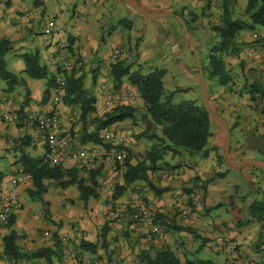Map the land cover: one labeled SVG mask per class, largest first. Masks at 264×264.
Masks as SVG:
<instances>
[{
  "label": "crops",
  "instance_id": "obj_1",
  "mask_svg": "<svg viewBox=\"0 0 264 264\" xmlns=\"http://www.w3.org/2000/svg\"><path fill=\"white\" fill-rule=\"evenodd\" d=\"M130 1L150 14L174 13L180 17L190 15L193 18L194 14L198 16L196 8L206 2ZM237 3L236 12L243 14L246 2L237 0ZM118 11L124 16H130L123 18L125 21L122 23L128 26V30L137 31L136 23L156 30L153 33L157 32V42V36L162 35V28L158 26L168 27L164 18L170 16L147 17L124 0H0V44L2 40L10 42L4 62L6 69L17 77L13 87L0 78V195L15 193L21 206L14 216V222L0 231V264H16L4 255L3 239L12 232L17 234L16 245L20 251L29 256L19 259L17 264H70L62 257L60 238L64 233L71 232L74 226L79 227V232L74 236L78 253L92 263L99 261L101 264H109L115 261L119 264H144L140 258L144 250H159L169 246L184 264L183 251L189 256L202 249L208 250L212 243L216 242L217 246L214 248L219 256L224 258V264H256L261 251L258 242L263 234L264 222L253 219L250 209L252 203L264 195V146L250 144L251 147H240L239 142L232 143L231 139L233 130H241L243 122L249 123L248 113L240 116L242 123L236 128L232 129L230 126L227 158L223 155L222 162L210 152L201 160L184 154L179 161L176 157L170 158L168 162L171 167L164 172L158 171L154 176L150 175V180L157 189H167L161 194H156L147 185L158 197L155 200L157 218L161 221L169 220L171 225L169 234L161 240L152 235L144 225L132 223L134 221L129 215L131 216L140 202L128 199L125 194L117 196L116 190H113L117 179L109 158L112 152L117 153V150L108 151L103 146L82 143L84 125L79 117L74 115L79 111L64 103L66 75L70 73L67 70L75 69L78 75H86L84 86L96 98L97 112L92 119L102 118L107 112L106 108H112L102 90L107 84L108 76L113 78L112 55L116 49H121L120 58L124 57L127 53L125 50H128L126 45L130 43V36L126 31L124 33L121 29L122 32L118 34L116 27L107 26L112 13ZM108 31L111 33L108 34ZM106 34L112 41L109 46ZM103 45L107 48L104 49ZM163 50L165 53L168 46L163 45ZM138 52L142 51L139 49ZM34 53L40 55L41 64L48 70L45 79L36 80L24 72L26 65L23 55ZM64 63H69L70 66L64 68ZM52 79L57 80V87H50ZM48 89L49 94L46 97ZM227 95L231 97L230 93ZM57 98L60 102L55 107L54 101ZM139 106L143 108L144 103ZM131 107L138 109L134 105ZM231 108L232 112H236L237 108ZM13 112L19 115L17 123H9L4 117ZM52 112L58 114L60 123L52 130L51 135L58 138L60 143L87 146L98 151L97 167L102 168L98 177L99 198L83 201L76 186L61 189L52 181H45L48 190L42 200L31 196V192L36 191L33 181L18 187L12 186V179L17 170L20 167L28 170L25 166L30 165V162L42 160L47 149L46 139L37 132L30 118H42ZM130 121L119 123L117 126L127 127ZM87 128L89 133H94L95 126L92 123L89 122ZM119 131L122 136H118L119 140L115 146L120 149L127 146L132 148L134 143L144 148L146 144L153 147L159 143L153 138V133H147L145 129L137 137L139 140L132 139L133 129ZM212 132L211 139L214 138L217 143L221 132L217 129H212ZM256 133H260L259 129H256ZM225 164L227 172L231 171L234 176H238L243 186L235 187L233 181L226 183L220 180H226L228 177V173L223 170ZM58 165L80 171L83 168L81 162L73 160ZM161 173L169 174L170 178L167 181L162 178L161 181L158 180ZM256 185L260 188L259 191L252 190ZM230 187L236 191H230ZM225 198L231 199V211L228 210ZM227 212H231L233 218L228 217ZM253 223H257V226L253 227ZM180 227L193 229L200 238L180 231ZM41 249L49 251L51 262L45 258L31 257ZM228 256L230 257L227 259Z\"/></svg>",
  "mask_w": 264,
  "mask_h": 264
},
{
  "label": "trees",
  "instance_id": "obj_2",
  "mask_svg": "<svg viewBox=\"0 0 264 264\" xmlns=\"http://www.w3.org/2000/svg\"><path fill=\"white\" fill-rule=\"evenodd\" d=\"M237 0H226L223 5V13L221 14V23L213 27V31L217 34L219 40L210 49L208 59L209 66L204 67L210 80L218 79L220 85H227L226 62L224 56H239L248 43L240 42L238 36L244 32H255L264 29V0H248L245 12L236 16ZM190 29V28H189ZM191 31V29H190ZM264 42V39H262ZM10 42L2 40L0 44V78L12 86L17 82V77L6 69L4 56L10 49ZM23 59L26 65L25 73L29 77L40 80L48 76V70L41 64L40 55L38 53L25 54ZM164 71L143 74L139 71H132L131 66L125 61H119L112 67L111 75L116 85V90L120 91L122 84L127 81L137 89L147 116L142 118L148 119L152 125L162 126V135L153 134V138L161 143L154 145L143 161L133 164L128 157L125 162V171L123 179L126 185H132L136 182H145L150 189L156 194H161L167 189H157L150 180V175L157 173L164 166L171 167L165 155L170 154V158L180 156L181 153L187 152L194 156L201 154L202 157L209 155L207 148L210 139L213 137L212 126L213 117L205 109L203 104H199L196 100L183 101L179 104L174 103V93L166 95L165 84L163 83ZM85 74L78 75L77 71H73L66 75V85L64 103L79 111V120L83 123L84 131L82 134V143L84 145L103 146L106 150L115 149L119 152H126L123 149L115 148L107 145L100 138L101 131L113 125L125 122L127 120L137 119L138 109L131 106H122L106 113L102 118L92 119L97 109L96 98L91 92L85 88ZM57 80H51V88L57 87ZM250 93L252 100L256 94L264 92L259 84L253 85ZM185 91V90H183ZM49 89L46 92V97ZM94 123L96 128L94 133L88 132V123ZM116 153V154H117ZM223 159V156H220ZM26 165L27 171L33 175V182L36 191L31 192L33 198L42 200V196L47 192L48 187L45 181H52L61 189H67L70 186H76L81 194L83 201L91 198H99L98 193V177L101 175L102 168L99 167L90 172L88 178L80 175V170L76 168L67 169L62 165L44 164L43 160L33 161ZM126 192V187H118L117 196H122ZM116 197V196H115ZM252 218L259 222H264V195L260 199H256L251 205ZM15 217L11 218L8 224L14 222ZM158 221H161L157 218ZM162 222V221H161ZM180 231H186L194 234L196 238H200L196 232L189 227H180ZM18 237L12 232L4 237V255L16 264L19 259H25L29 256L24 255L16 245ZM185 254L184 264H215L212 260L192 259ZM31 257L45 258L51 262L49 251L41 249ZM141 262L144 264H183L178 254L169 246L159 250L144 251L140 255Z\"/></svg>",
  "mask_w": 264,
  "mask_h": 264
},
{
  "label": "rangeland",
  "instance_id": "obj_3",
  "mask_svg": "<svg viewBox=\"0 0 264 264\" xmlns=\"http://www.w3.org/2000/svg\"><path fill=\"white\" fill-rule=\"evenodd\" d=\"M224 1L226 0H219V2H215V0H206V2L202 6H198L196 8V10L198 11V16L197 14H194L195 18H193V16L185 15L182 18L185 21L186 25L191 29L195 44L199 50L205 74L204 81L207 89L208 107L211 111L220 115L226 121L229 129L231 127L232 129L236 128L241 122L240 116L248 113V120H250L249 123L246 124V122H241V130L232 131V143L239 142L240 147L244 145H249L251 147L250 144H254L255 146H264V92L262 91V93L256 94L254 100H252V95L250 93L251 89L254 88L253 85L256 84H259L262 90H264V42H262V39H264V29H259L255 32H244L239 35L238 40L240 42L248 43L249 46H245L239 56L234 57L227 55L223 57L227 65L225 72L227 75V78L225 79L227 80V85H220V82L217 81L218 79L210 80L207 72L205 71V68L209 66L208 55L210 49L219 40L217 34L213 31V27L221 23V14L223 13ZM243 1H245L246 4L248 2L247 0ZM236 6H238V3ZM118 12L112 13L111 19H108L109 24L107 26H110L111 28L116 27L118 34H120L122 30L124 31V33L126 31V34L130 36V43L126 45L128 50H125L127 53L124 55V57L120 58V61H125L128 65H130L132 71H139L143 74L164 71L165 74L163 77V83L165 84L166 95L168 96L174 93V103L179 104L183 101L196 100L200 105L203 104L197 61L181 22L177 18H171V16L165 17L164 21H167L168 27H163V25L158 26L160 29L162 28V35L157 36L159 37L157 42L155 39L157 32L153 33L156 30H151V27L144 24L136 23L137 26L135 25V29H137V31H130L128 30V26L122 24L125 21V19L123 18H130V16H124L122 12ZM239 14L240 13L236 12L235 15L238 16ZM107 26L106 28L109 29ZM110 33L111 32L108 31V34ZM108 34H106V38L108 40L107 46L112 43L111 38ZM145 37H147L146 40ZM143 39L145 41H141ZM174 40L177 42H173ZM163 45L165 47L168 46V50H166L165 53L163 50ZM103 46L104 49L107 48L106 45ZM139 49L142 52H138ZM67 71L71 73L73 69ZM108 78L109 79L107 81V84L105 85L108 87V91L110 94H107L104 91L107 96L106 100L109 99V96L112 97L115 93H118V91L116 90V85H114L115 83L113 81V78H111L110 76H108ZM122 85L123 86L121 90L132 93L134 95V98L132 100L129 99L125 101V103L118 107L129 105L137 106L138 115L137 119L131 120L127 127L122 128L121 126H117L118 124H116L103 130L99 135L101 136L106 131L112 133L114 136L113 141L111 143L105 142V144L112 145L116 149L118 148L115 146L117 141L119 140L118 136H122V132L119 131V129H127V131L133 129L134 132H132L131 134L133 140H139V138L137 139V137L141 135V131H143L144 129L147 133H158V135L160 136L162 135L163 129L162 126L158 127L156 125H152L148 117L145 120L142 118L143 116H147V111L144 106L143 108L139 106L142 105L143 102L139 96L137 89L132 88L133 86L127 81H125ZM227 93H230L231 97H229ZM118 107L106 108V113H109ZM231 107L237 108L236 112H232ZM77 116L79 117V112L77 113ZM212 121V129L220 130L221 133H219V140L217 141V143L215 142L216 140H214V138L210 139L211 142L209 143V145H207V148L209 149V152L213 157L217 158L219 162H222L224 157L223 159H221L220 156H223L225 132L223 131V125L220 121H218L214 117ZM92 125H94L96 128V125L94 123H92ZM256 129H259L260 133L258 135L256 133ZM157 141L161 143L159 140ZM228 144H226V148L224 150L226 158ZM152 149H155V147H152L150 144H146L144 148L134 143L132 148H130V146H127V148H124L123 150L126 151L127 158L129 157L131 159V162L137 164L143 161V159L146 158L147 153H149ZM114 154H116L115 151L112 152L111 157H113ZM184 154L188 153L184 152L180 156H177V161H179L184 156ZM165 157L167 163V161L170 159V154L167 153ZM193 157H197L198 160H201L202 158L201 154L194 155ZM125 162L119 166L118 171L114 168L113 163H110L109 161V163L113 166V171L114 174H116L117 179L114 184L115 189L113 190H117L118 187H126L125 195L128 199H132L133 196H136V199L140 203L152 208L155 211L156 215H158L155 203V200L158 197L148 188L145 182H136L132 185H126L123 179ZM168 168V166H164L160 171L164 172V170H167ZM223 170L228 173V177L226 180L220 178L221 181H224L226 183L228 181H233L232 184L235 187L242 184V181L238 180V176H234L233 172L231 171L227 172V164L223 166ZM154 175L155 173L152 174V176ZM81 176L83 178L89 177L84 168H82L81 170ZM161 178L167 181L170 176L169 174L161 173V177L159 179L158 176V180L161 181ZM208 184L209 183H207V185ZM256 189L257 191L260 190L257 185L252 187L253 191H255ZM230 191H236V189L230 187ZM53 196L54 194H52V197ZM224 200L226 202V205L229 206L228 210L231 211V199L225 198ZM226 214L228 217L233 218V214L231 212H227ZM127 220L131 221L130 218H127ZM162 223L165 224L167 233L169 234V229L171 227L169 220H163ZM246 225L247 223L245 224V226ZM256 226L257 223L253 225V227ZM259 238H261L258 242L259 247H261V251L256 264H264V230L263 234ZM211 246L212 247L208 248V250L202 249L198 252H194L188 257L192 259L212 260L215 264H224V258L220 257L217 249L214 248L215 246H217V243L213 242ZM183 253H186V251H183ZM229 257L230 256H228L227 259Z\"/></svg>",
  "mask_w": 264,
  "mask_h": 264
},
{
  "label": "built area",
  "instance_id": "obj_4",
  "mask_svg": "<svg viewBox=\"0 0 264 264\" xmlns=\"http://www.w3.org/2000/svg\"><path fill=\"white\" fill-rule=\"evenodd\" d=\"M122 55L121 49H116L112 55V63L116 64ZM64 68L70 66L69 63H64ZM102 90L109 94L108 87L103 86ZM108 104L112 107L121 106L125 101L132 100L134 95L123 90L118 91L112 97H108ZM60 100L57 98L54 101V106L57 107ZM75 117L77 113L74 114ZM5 119L9 123H17L19 121V115L17 112L8 113ZM30 122L36 126L37 132L46 139L47 149L44 151L43 163L44 164H61L67 160H73L81 162L86 173L89 175L91 171L97 169L99 154L95 148H89L87 146H73L69 143H60L58 138L51 135L52 130L60 123L59 116L56 112H52L50 115H46L42 118H30ZM104 142L111 143L113 141V134L110 132H104L100 136ZM127 158V153L122 151L110 157V163H113L114 168L119 171V166L122 165ZM33 181V175L28 172L24 167H20L17 170L15 177L12 179V186L18 187L27 182ZM133 200H137L136 196L132 197ZM21 209L18 203L17 195L15 193H7L0 195V231L8 225L11 218H13ZM131 220L136 223H141L149 229L150 233L157 239H164L166 237L167 229L164 223L157 220L155 211L140 203L138 207L131 213ZM79 232V227L74 226L71 232H66L60 238V245L62 249V257L70 264H101L99 261L92 263L78 253L77 247L74 242V236ZM109 264H119L118 262H111Z\"/></svg>",
  "mask_w": 264,
  "mask_h": 264
},
{
  "label": "water",
  "instance_id": "obj_5",
  "mask_svg": "<svg viewBox=\"0 0 264 264\" xmlns=\"http://www.w3.org/2000/svg\"><path fill=\"white\" fill-rule=\"evenodd\" d=\"M126 1L132 8L138 10L140 13H142L143 15L147 16V17H150V18H156V17H163V16H171V17H174V18H177L182 26H183V29H184V32L191 44V47L194 51V54H195V58H196V61H197V65H198V69H199V75H200V84H201V92H202V99H203V105L205 107V109L210 113V115L212 117H214L215 119H217L218 121L221 122V124L223 125V129L225 130V138H224V148H223V155L225 156V148H226V144L228 143L229 141V138H230V129L226 123V121L218 114L214 113L213 111L210 110V108L208 107V104H207V89H206V85H205V74H204V70H203V65H202V61H201V57H200V54H199V50L195 44V41H194V38L192 36V33L190 31V29L188 28V26L186 25L185 21L183 20L182 17H180L179 15H176L174 13H160V14H150V13H147L143 8L135 5L134 3H132L130 0H124Z\"/></svg>",
  "mask_w": 264,
  "mask_h": 264
}]
</instances>
